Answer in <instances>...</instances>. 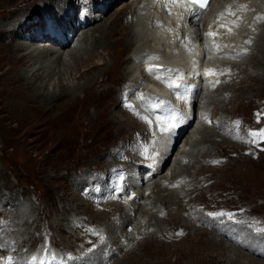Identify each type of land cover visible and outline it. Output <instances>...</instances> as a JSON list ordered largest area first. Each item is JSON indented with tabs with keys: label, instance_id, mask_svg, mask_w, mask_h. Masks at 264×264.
<instances>
[{
	"label": "rangeland",
	"instance_id": "374dc122",
	"mask_svg": "<svg viewBox=\"0 0 264 264\" xmlns=\"http://www.w3.org/2000/svg\"><path fill=\"white\" fill-rule=\"evenodd\" d=\"M62 1L66 2L67 6H69L68 8H63L62 12L66 13H69L67 10L75 8V5L79 3L81 9L76 10L74 21L81 17L82 11H87L88 9L86 5L88 0ZM54 2H56V0H0V24L4 28L6 27V23L12 20V16H15V13H11L16 11V5H20L19 7L22 8L23 11L19 14L16 13L19 18L15 26L31 18L35 12L34 8L40 16V19L46 20V10H51L54 6L53 4H55ZM45 5H48V7H45ZM113 6L112 10L110 6L108 7L110 12L107 11L108 14L104 19L109 30L113 27V29H118V26L122 24L129 25L128 18L131 12L129 0H123V3L118 2V4L116 3ZM61 7L63 6L61 5ZM93 11H99V8H97V6L96 8H92L90 13ZM31 22H33V20L27 23L29 24ZM101 23L103 24V21L100 23L98 22L97 25ZM3 28H0V48L2 50L1 54L7 55L8 53L11 54L13 45H15V39L11 37L10 31H5ZM79 34L80 32L76 35L78 36ZM255 35L256 38L250 44V51L246 55L248 57H244L243 60L237 61L238 63H244V72H246L244 78L239 82L234 76L232 77L233 79L228 81H222L221 79V84L217 89L208 90L207 96H209L210 99L212 98L211 100L209 99V102H207V100H202V98L206 96L205 90L197 93L194 106L196 110L197 108H205L206 104L210 103V106H206L207 113L203 115L207 129L200 126V122L198 123V120L195 119L190 128L186 131V134L192 136L196 135L198 138L206 132L220 134L216 127L219 126V123H223L225 124L224 137L230 142L243 146V150H241V148H232L227 144H222L220 137L211 138L213 139L212 143H205L206 145L201 144L200 149L201 153H204V158H197V160H195V158L192 159V157L187 155L188 157L182 160L176 172L178 175L182 176L177 177L171 184L168 183L170 181L169 179L165 182V184H169V188L174 190L183 187V191L188 188L186 189L187 192L191 187L195 188L196 191L188 195V198L186 197L185 199L187 200L185 202H190L187 206V212H190V209H188L189 206H192V204L196 206V209L202 214V218H204L201 219L200 217L196 220L198 221V226L202 225L203 227H197V225L195 227L189 226L188 220H177L173 225L174 227L172 226L170 228L167 227L168 225L166 226L160 222L158 224L159 227L156 226L157 230L164 232L167 228L170 236H167L166 240L167 242H171L169 245L159 238L161 233L156 238L159 232H152L151 235H154L155 238L145 242L142 241L139 247L134 245L137 244L135 242L127 243V247L126 241H124L123 238L121 242H124L125 248L120 253H117L116 256L118 260L126 251L128 253L123 256V262L126 264H209V262L210 264H215L214 252L211 253L204 248L207 246L208 242L214 240L210 228L205 225H208L212 220L220 216L209 215L210 218L213 217L214 219H208L206 214L209 213H233L234 215L232 218L223 216L222 220L234 224L238 229H242L249 238H251L255 232H259L260 235L264 234V140L257 137L255 138L256 142L253 143L251 142L253 137L249 136V132H258L264 129V54L259 53V45L264 44V28L257 30ZM258 39L260 40L257 46L256 42ZM21 40L24 42L23 39ZM96 53L104 52L102 49H97ZM129 53V51L123 52L121 54V60L128 59ZM117 54V49H115V46H112V52L106 56L104 61H96L97 63H105L104 70L106 75L99 78L96 84H93V82L89 83V88L85 93L78 94L79 104L77 101L76 106L72 110L73 114L70 116L71 119L64 121V124L61 125H57L55 122L50 121L49 117L42 114L33 115L28 111L25 113L23 110H15V107H13L10 102L6 103L3 94H1L2 86L0 84V257L10 258L13 261L14 259H20L19 261L23 264L26 258L33 256L35 251L39 249L46 250V253H49L48 255L51 259L53 258V261H56L54 257L58 256V258H60L61 256L64 257V261H67L66 263L69 261L72 262V260L78 258V262L86 264L85 262L89 257L88 254H90L88 252L92 249L91 252L95 250L94 248H96L95 245H97L98 241L101 243L105 240L104 236L107 233L103 232L107 224H111L118 218L117 215L106 213L107 209L104 207L105 210L103 208L101 209L102 204L107 200L113 201L117 206L123 204L122 202L125 201V196L118 195V199L111 198L117 195L114 185H117L121 176L123 177L122 174L117 175L115 173L119 174L124 168L134 166L140 163V161L144 162L140 157L142 153L141 150H143L142 155H147V153H145L146 149L148 150L147 152L151 151L147 148L150 144L149 137H151V134L149 132L147 133L145 126L142 124V121H140L142 120L141 114L136 113L134 108L132 110V107L124 104L126 99L123 97V94L125 95L127 88V79L130 78L125 75L124 69L130 63L119 64L117 62ZM257 62H259L260 65L256 70L252 67H254ZM228 68V73L230 74L227 76H232L237 72V70L230 66H228L227 69ZM20 70L17 71L18 73L14 72L13 75L18 76L19 73H21ZM220 70L221 69H219V74ZM254 70H256V72H254ZM255 73L257 76H254L256 75ZM95 74L96 73L93 72L91 76ZM223 75H225V73L221 74V78ZM86 80L87 79L73 82V84L83 85ZM245 80L246 82H244ZM68 84H71V81ZM221 87L223 88L222 90H220ZM219 94H224L222 96L223 98ZM230 95H233V97L230 100L231 103L229 102L227 105L226 99ZM219 97L226 100L225 107L219 105ZM201 100L203 105L198 103L201 102ZM31 103L30 101V104ZM33 104L36 103L34 102ZM99 107H103V109ZM107 109L108 113L106 111ZM21 111L24 113L22 114ZM121 112L130 119L131 123L129 121L124 122L119 118V113ZM96 113L100 118H96ZM109 113L112 115H109ZM212 115H216V119H214L215 117H212ZM106 119L108 121H106ZM236 121L240 122L239 125L235 123ZM119 125L122 126L121 129H119ZM186 134L184 136L182 135L178 143H176V147L170 150L169 155L173 154L171 157L168 155L170 157L168 165L162 169L160 174H156V179L154 181H158L160 178L166 176L168 178L175 152L176 150L183 149L184 139L187 136ZM145 138L147 139L146 141ZM193 138L195 139V137ZM239 139L245 140L240 142ZM215 140L220 143H217ZM195 142L196 141H193L189 146L185 147L188 154L192 151L194 145H196L194 144ZM195 150L198 151L197 148ZM109 154L112 157L108 156ZM251 155L255 157V159L257 158V161L252 159ZM130 156L135 158L131 159ZM145 157L148 159L147 156ZM151 160L152 159H149V161ZM189 160L197 162L192 169L188 166ZM239 160L241 161L238 162ZM214 161L218 163H213ZM220 162L221 165L219 166ZM112 165H117L118 168L117 166L115 168L114 166L113 168L110 167ZM110 168L112 169L109 171ZM117 169L121 170L115 172ZM185 170H187V173ZM179 171H181V174ZM196 177H199L201 180H199V178L196 179ZM100 179H102L101 183L108 192L112 190V192L104 195L105 198L107 197L105 201V198L101 196L97 199L98 201L94 200L93 198L98 194L94 195L91 193L92 188L95 187ZM77 180H81L82 182L78 184L76 183L78 182ZM189 180L191 182H189ZM185 181H187V185ZM192 182L193 184H191ZM173 185H175V187H173ZM148 187H150V185L143 184L138 189L146 190L145 193L147 195L149 194L148 196L151 198L158 196V201H163L164 199L167 201L164 191L159 192L155 190L154 193H150L151 191H148ZM168 198L171 199L172 197L168 196ZM79 200L92 203L96 213L102 211L107 217L99 215L98 219H94L93 211L91 213V210L87 209V211L84 212L83 210L81 211L80 207V211H78V206L75 208V205H78V203L80 205L81 202ZM140 203H142L141 200ZM170 204L171 203H168V205L163 207L159 205V211L161 209L164 210H162V213L159 211L157 212L158 217L164 216L169 211ZM132 213H134V217L138 216L135 212H131L130 214L132 217ZM92 216L94 218H92ZM112 216L116 217L113 218ZM111 217L114 219L113 221L110 220ZM202 220H204L205 224H202ZM213 222L217 223V221ZM102 227H104L103 230ZM196 227L201 229L200 234L198 233L196 237L194 236L190 240H183L176 244H172V242H174L173 237H178V233L183 234L188 231L192 233L196 230ZM129 228L130 226H127L125 231L128 229L127 232H131L130 229L132 227ZM151 230V227L146 230L143 229V232L140 230L141 233L135 235L136 239L141 238L146 231ZM99 232L100 236L98 235ZM117 235H119V233ZM110 236L111 235L108 234L107 237ZM94 238L99 239L95 240ZM197 238H199V240ZM223 241L230 246L229 241L224 239ZM263 244L264 243H261L260 246H264ZM231 247L233 250L240 249L241 252L249 255L240 247H236L235 245H231ZM202 248L204 251H198L200 253L196 254L195 249ZM78 250L80 253L77 252ZM101 250L100 254L104 255L108 251V247L104 246ZM262 251L264 252V247ZM116 256L114 260H116ZM3 257V264L9 263L7 262L9 260L4 261ZM258 258L259 257L256 259ZM241 262L245 263L246 261L242 259Z\"/></svg>",
	"mask_w": 264,
	"mask_h": 264
},
{
	"label": "bare ground",
	"instance_id": "6f19581e",
	"mask_svg": "<svg viewBox=\"0 0 264 264\" xmlns=\"http://www.w3.org/2000/svg\"><path fill=\"white\" fill-rule=\"evenodd\" d=\"M118 2L123 3V0H99V2L98 0H88V3H86V5L88 6L87 11L81 10L82 11L81 17L74 21V14L76 13V10L81 9L79 3L76 5L74 4L75 8H71V10H67L69 11V13H66V12H62L64 7L65 8L69 7L67 6L66 2L62 0H56V2H54L55 4H53L54 6L51 9L52 11L49 9L46 10L47 12L46 20L40 19V16L38 15L37 11L34 8L35 12L33 16L27 20H24L18 26H15L19 18L17 15L21 13L23 9L19 7L20 5H16V11L11 13V14L15 13V16H12V20L6 23V27L4 28L0 24V28L5 29V31H10L9 33L11 34V37L15 39V45H13L11 54L9 53L7 55L5 54L6 56L2 55L1 54L2 50L0 48V84L2 86L1 94H3L6 103L10 102L13 105V107H15V110L17 111L23 110L25 113H27L28 111L33 115L42 114L49 117L50 121L55 122L57 125L64 124V121L71 119L70 116L73 114L72 110L76 106V103L78 101V94L85 93L89 88V83L93 82V84H96L99 78L106 75V72L104 70L105 63L104 62L97 63L96 61L97 60L104 61L106 56L112 52V46H115V49H117V53H118L117 62L119 64L130 63L124 69L125 75L131 78V79L130 78L127 79L128 82H131L130 86L133 88L134 87L142 88L143 91H140L139 89H135V90L138 94H142L144 96H147L148 98L152 97V95L148 92L146 93L144 92L145 87H150L151 89L159 91V93L165 95L169 93V95L167 96L170 100L175 95V97L177 98V103H172L170 105V110L175 109L177 113L182 114L183 117L186 118V122L183 123L182 126L179 127L176 130V132L169 137V139H167V141L162 140L161 136L163 134H161L160 128L166 126L164 121L166 118L170 116L171 112L167 111L166 108L162 107L160 101L157 103H149L148 101L144 102V106L148 111L149 116L151 117L152 120L156 121L157 125L160 128L157 132L158 136L156 138V156L154 157V161H156L157 164L156 165L153 164L150 167V170L146 168V170L142 171L141 172L142 174H140L139 176L140 177L139 182H141V186L143 184L150 185V187H148V191L149 192L151 191L150 193H154L155 190L159 192L164 191L166 193L167 201H165V199L163 201L161 200L158 201L157 200L158 196H155V198H151L148 196L149 194L147 195L145 193L146 190H143L142 188H141L142 190H139L138 187L135 189V193L137 194L135 199H132L128 202L126 201L122 205L117 206L115 203H113V201L112 202L108 201L106 199L107 197L106 198L104 197V195L107 194L108 191L106 190L105 186L101 183L102 179L98 180L95 187L92 188L91 191V193L94 195L98 194L93 199L97 200L98 198H100L99 196L105 198L104 201L105 200L107 201L103 202L101 209L104 207L105 209H107L106 213H110V215H117L118 218H116V220L113 221L114 220L112 219L113 216L111 217L110 220H112L113 222L112 223L110 222L111 224L109 225L107 224V226L104 229L105 231L103 232V233H107L104 236L105 240L101 244L100 241L97 242L98 247H96V249L93 252L88 254L89 257L88 260L85 262L86 264H126L123 262L124 260L123 256H125L128 252L125 251L122 257L119 258V260L118 257L116 256L118 252L120 253L125 248L123 244L124 242H121V240L123 241V238L124 241H126V245L129 242L131 243L135 242L137 244L134 245H137V247H139L141 246L142 241L145 242L155 238L154 235H151L152 232L154 233L159 232L156 238L161 233L159 238L164 240L166 244L169 245L171 242L170 241L167 242L166 240V237L170 236L168 234L169 231L167 230V228L164 232H162L161 230H157L156 226H158L160 222L165 224L166 226L168 225L167 226L168 228L172 227L177 220L180 221L188 220L189 223L188 225L189 226L191 225L193 227H195L196 225L197 227L202 226V225L198 226V221L196 220L200 217L201 219H204L202 218V214L198 212V210L196 209L197 207L194 206L193 204H192L193 207L192 206L188 207V209H190V212H187L188 211L187 206L189 205L190 202L189 203L185 202L187 201L185 200L186 197L196 191L195 188L191 187V189L187 190V192L186 189L188 188L186 189L184 188L185 191L182 190L183 187H180V189H175V190L169 188V184H171L172 181H174L177 177L182 176L176 173L178 166H180L182 160L184 158H187L188 156L192 157V159L195 158V160H197V158H204V153L203 152L201 153V149H200L201 144L206 145L205 143H212L213 139L211 138L220 137L222 144H227L232 148H237V149L241 148V150H243V146H241L240 144L230 142L224 137L225 124L223 123H219V126L216 127L220 132V134L218 133L214 134L213 132L203 133L202 131L203 135L198 138L196 135L193 136L188 135L185 132L187 136L184 139V147L182 150H176L170 172L168 173L169 174L168 178L166 176L164 178L163 177L160 178L158 181H154L156 179L155 178L156 174L158 173L160 174V172H162V169H164V167L168 165L169 158L173 154L172 153L169 155L170 150L176 147L177 145L176 143H178V141L180 140L179 139L180 137L177 136L178 131L182 127H184L190 120L191 99L193 98L192 94L194 91H198L193 88V92L191 94H188L189 95L188 101L185 102L183 99L178 98L177 92L179 91H176L174 88L170 89L169 87H167V84L171 82L169 77L175 78L176 76L182 75L183 71H186V73L191 74L193 77H197L198 79H196V82L199 85H202L201 83H199L202 81V79L214 81L218 78V75L205 76L204 75L205 70L213 69L215 70L216 73H219L218 64L225 62L224 66L227 67L230 66L233 69L237 70V72L236 73L234 72L235 74H233L232 76L223 75L222 81L231 80L233 79L232 77L234 76L239 82L244 78L246 72H244L245 71L244 63H238L237 61L243 60L244 57L245 58L248 57L246 56L247 54L239 55L238 56L239 59L237 60L230 61L227 59L236 56V54L241 53L242 48L249 49L250 51L249 46L252 43V41L255 40L256 38L255 35L256 31L261 28L262 29L264 28V24H263L264 20L256 19L257 17H260V15L262 14L264 15V0H213L211 8L207 10L206 13H204L206 16L209 15L210 18L204 19V21L201 18L196 23L192 21L193 16H189V17L185 16L183 11H181L175 5L173 4L171 5V2H169V0H129V3L131 5L130 7L131 12L128 18L129 25L122 24L121 26H118V29H113L114 28L113 27L112 29L109 30L104 19L108 14L107 11H109L110 9L112 10V8L114 7L113 5L116 3L118 4ZM48 5H45V7H48ZM61 5L63 7H61ZM96 6L97 8H99V11H93L90 13L91 9L96 8ZM109 6L111 7L110 9H108ZM212 11L213 13L211 14ZM31 20H33V22L28 24L27 22ZM102 21L103 24L101 23L100 25H97L98 22L100 23ZM46 26H47V31L51 33L53 32L58 33L60 31V33L64 34L63 36L65 37V42L57 43V45L54 46L39 41L38 40L39 38L45 40L49 39L54 43L56 41L54 38L52 39L51 37L47 36L48 34H46L45 32ZM200 26H203L204 30L202 32L200 30L197 31V29ZM209 31H212L213 33H215V35L212 37L206 36V33H208ZM78 32H80V34L77 36L76 34ZM21 39H23L24 42ZM249 39H251V43L250 44L245 43V41H248ZM259 40L260 39L257 40L256 45L259 43ZM216 45L225 46V47L217 48ZM240 45H242V47H240ZM259 47H260L259 53L264 54V44L259 45ZM97 49H102L104 53H96ZM126 51L130 52L129 58L125 60H121L122 57L121 54L123 52L125 53ZM259 65H260L259 62H257V64H255L256 67L254 66L252 68L257 70ZM147 68H152L153 71L151 72V74L157 77L159 76L162 78V80H164V84L162 86L154 87L148 84V82L144 80V75L142 74L141 71L149 72L146 70ZM18 70H20L21 73H19L18 76L13 75L14 72L16 73ZM256 70H254V72H256ZM93 72H95L96 74L91 76ZM200 74L203 75L202 79L198 77V75ZM254 76H257V74ZM85 79L87 80L86 82L83 83V85L73 84V82H79L80 80H85ZM70 81L71 84H68ZM196 82L191 83L190 86L195 87ZM244 82H246V80ZM211 87L212 85L209 86V88L205 89L206 96L204 97L202 96L203 97L202 100L205 101L207 100V102H209L212 99V98L210 99V97L207 96L208 89L210 90ZM222 89L223 88L221 87L220 90ZM219 95L221 97L223 96L222 94ZM221 97H219L220 99L219 105L225 107L226 106L225 101L227 100V105H228L233 95H230L226 100L221 99ZM196 99L197 97L194 98L192 105V111L195 110V115L194 112L192 115L193 117L195 116V118L198 117V111H200L199 108H197V110L194 108ZM202 100L201 102L198 103L203 105ZM30 101L32 102L31 104ZM34 102L36 104H33ZM124 104L126 106L129 105L130 107H132V105H130L126 101L124 102ZM206 106L207 107L210 106V103L206 104ZM206 106L205 108L201 109V114H200L201 117L205 113H207ZM158 107L159 109L156 110V108ZM99 108L103 109V107L102 108L99 107ZM23 111H21L22 114L24 113ZM106 111L108 113V109ZM134 111L136 112L135 109ZM119 114H120L119 118H121L124 122L129 121L131 123L130 119L124 113L121 112ZM109 115L112 114L109 113ZM98 117L100 118V116L97 115L96 113V118ZM212 117H215L214 119H216L217 116L212 115ZM158 119L161 121V124L159 123ZM106 121L108 120L106 119ZM198 122L200 121L198 120ZM169 123H171V121H169ZM200 124H201L200 126L206 128L204 122H200ZM189 126L187 127V129L189 128ZM118 127L119 129H121L122 126L119 125ZM185 134H183V136ZM193 137H195V139ZM239 140L241 142L244 141L245 139L244 140L239 139ZM193 141H196L194 143L196 145H194L192 151L188 154L187 151L185 150V147L189 146ZM216 142L220 143L218 141ZM196 148L198 149V151L195 150ZM141 151L143 153V150ZM146 151L148 150L146 149ZM108 156L112 157L110 154ZM133 158L131 157V159ZM252 159H255V157L252 156ZM255 160L257 161V158ZM191 161L190 160L188 161V166L190 169H192L195 166L194 164L197 163ZM240 161L241 160H239L238 162ZM221 162L219 166L221 165ZM113 166L115 168L117 165H112L110 167L113 168ZM137 167L141 168V166H137ZM112 168H110L109 171ZM118 170L121 169H117L115 170V172H117ZM149 171L152 172L153 174L155 173V176L153 175L151 180H146L145 174L148 173ZM185 171L187 173V170ZM179 172L181 174V171ZM198 178L196 177V179ZM167 179L170 180L168 182L169 184H165ZM199 180L201 179L199 178ZM187 181H185V184ZM81 182L82 181L79 180L76 183L80 184ZM189 182L191 181L189 180ZM191 184H193V182ZM122 185H124V181L122 182ZM197 189H201V188H197ZM168 196H171L172 198L169 199ZM140 200L142 201V203H140ZM80 202H81L80 205L79 203L78 205H75L76 206L75 208H77L78 206L77 208L78 211H80V208L81 211L83 210L84 212H86L87 209H89L91 210V213L92 211L94 212L93 216L95 218L92 216V218L94 219H98L99 215H103V217L106 216L100 210H99L100 212L96 213L95 210L93 209L92 203L82 200ZM168 203H171L169 211L164 216L158 217L157 212L159 211V205L163 207L168 205ZM162 210L164 209H161L159 212L162 213ZM131 212H135V214H137L138 216L134 217L133 215L134 213H132L133 215L132 217L130 214ZM213 221H217V223ZM202 224H205L204 220H202ZM127 226L128 227L130 226V228L132 227L131 229L129 228L131 232H127L128 229L127 231H125V228ZM205 226L210 228L212 235L214 236L213 238L214 240L208 242L207 246H205L204 248H206L205 250H209V252L211 253L214 252L215 264H264V252L262 251V248L264 246H260L261 243H264V234L263 235L254 234L251 238H249V236H247L242 229H238L237 227L234 226L232 228L233 231H235V239H233L234 241H230L227 238H225V236L223 235L224 232L231 227L230 223H225L222 220V218H215V220H212L208 225ZM150 227L152 228L151 231H146L141 238L136 239L135 235H139V233H141L140 230L141 231L143 229L146 230ZM197 227L195 228L196 230H194L192 233H189L188 231L183 233L182 235H179L176 238L173 237L174 242H172V244L173 243L176 244L183 240L185 241L190 240L194 236L196 237V235L198 233L200 234L201 231V229ZM103 228L104 227H102V230ZM118 233L119 235H117ZM108 234L111 236L107 237ZM98 235L100 236V232ZM94 239L98 240L99 238H94ZM197 239L199 240V238ZM223 239L229 241L230 246L226 244L223 241ZM231 245L240 247L252 257L241 252L240 249H239L240 251L233 250ZM104 246L108 247V251L103 255L100 254V252L102 251L101 249ZM198 251H204V250L203 248L197 250L195 249L196 254L200 253ZM77 252H79V250ZM115 256L117 257L116 260H114ZM2 257H0L1 261H2ZM255 257L256 258L259 257V258L256 259ZM3 259L4 261L9 260L7 261L9 263L7 264H21L19 263L20 259L19 260L14 259V261L10 258L7 259L5 257H3ZM77 259L78 258L72 260V262L69 261L68 263H64V264H82L81 262H78ZM242 259L246 262L245 263L241 262ZM0 264L2 263L0 262ZM28 264H32V262Z\"/></svg>",
	"mask_w": 264,
	"mask_h": 264
},
{
	"label": "snow or ice",
	"instance_id": "6c2138e0",
	"mask_svg": "<svg viewBox=\"0 0 264 264\" xmlns=\"http://www.w3.org/2000/svg\"><path fill=\"white\" fill-rule=\"evenodd\" d=\"M169 2L171 3H178V2H183L184 5L186 7H188L189 9V14L193 17H198L199 15H201L202 11L207 7L209 0H169ZM223 15V14H221ZM257 20L262 19L261 17H257ZM238 26V25H237ZM230 31V29H229ZM215 33H213L212 31H209L208 33H206V36L208 37H212L214 36ZM245 43L250 44L251 43V39H249L248 41H245ZM207 47V46H206ZM217 48L220 47H225V46H220V45H216ZM245 52L239 53L238 55H245ZM147 71H149L150 73L153 71L152 68H147ZM219 73H216L215 70L213 69H206L204 72L205 76L208 75H218ZM157 79H162L161 77H157ZM169 79L171 80L170 83L167 84V87H169L170 89H180L181 87H184V92L185 94L181 95L179 92H177L178 98L183 99L185 102L188 101L189 99V95L193 92V87L192 86H184L182 84H177L176 80H182L183 77L182 76H176L175 78H171L169 77ZM216 83H219V81H217ZM213 87H215V84L212 85ZM161 104L164 103V101L160 102ZM171 114L168 118L165 119L164 123L166 124V126L161 127L160 131L161 134L166 135V136H171L173 135L176 130L182 126L183 123L186 122V118L183 117L182 114H179L176 112L175 109H171L170 110ZM169 121H171V123H169ZM237 125H239V121L235 122ZM249 136L253 137V140L251 142L255 143L256 140L255 138H260L261 140H264V129L259 130L258 132H249ZM213 163H218L217 161H214ZM120 183L118 184V187L120 188V190L122 191V182H123V177L121 176L119 178ZM173 187H175V185H173ZM118 193L115 197H111V198H118ZM242 211V210H241ZM208 215L210 216H227L228 218H232V216L234 215L233 213H224V212H219V213H209ZM182 233H178V235H180Z\"/></svg>",
	"mask_w": 264,
	"mask_h": 264
}]
</instances>
